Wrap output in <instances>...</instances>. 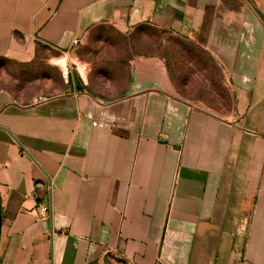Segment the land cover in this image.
<instances>
[{"label":"crops","instance_id":"crops-1","mask_svg":"<svg viewBox=\"0 0 264 264\" xmlns=\"http://www.w3.org/2000/svg\"><path fill=\"white\" fill-rule=\"evenodd\" d=\"M107 254L264 264V0H0V264Z\"/></svg>","mask_w":264,"mask_h":264},{"label":"rangeland","instance_id":"rangeland-1","mask_svg":"<svg viewBox=\"0 0 264 264\" xmlns=\"http://www.w3.org/2000/svg\"><path fill=\"white\" fill-rule=\"evenodd\" d=\"M248 1H250L253 5L254 0H248ZM255 1L257 2L258 0ZM124 37L126 36L124 35ZM128 37H131V34H129ZM132 37L138 39L139 52L144 54L162 56L166 51L168 53L169 44L173 46L172 51L177 50L178 52V49L180 47L179 37L169 35L167 32L158 30L153 27L140 28L138 31H134ZM183 51L186 52V54H188L186 48H183ZM172 53L174 54V52ZM183 66L185 68V64H183ZM99 264H128V263L117 256H114L112 254H107L100 260Z\"/></svg>","mask_w":264,"mask_h":264}]
</instances>
